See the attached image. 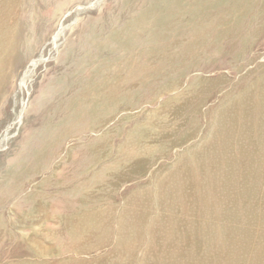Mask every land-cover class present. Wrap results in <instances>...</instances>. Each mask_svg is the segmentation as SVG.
<instances>
[{
  "label": "rangeland",
  "instance_id": "rangeland-1",
  "mask_svg": "<svg viewBox=\"0 0 264 264\" xmlns=\"http://www.w3.org/2000/svg\"><path fill=\"white\" fill-rule=\"evenodd\" d=\"M19 1L0 264H263L264 0Z\"/></svg>",
  "mask_w": 264,
  "mask_h": 264
},
{
  "label": "bare ground",
  "instance_id": "bare-ground-1",
  "mask_svg": "<svg viewBox=\"0 0 264 264\" xmlns=\"http://www.w3.org/2000/svg\"><path fill=\"white\" fill-rule=\"evenodd\" d=\"M2 1L4 2V0H2ZM6 1H7V0H6ZM17 1H19V0H17ZM15 2H16V1H15ZM19 2H20V1H19ZM0 3H1V2H0ZM16 3L18 4V2H16ZM16 3H15V5H17ZM2 4H3V3H2ZM5 4H6L5 6H7V3H5ZM0 5H1V4H0ZM3 5H4V4H3ZM16 7H17V6H16ZM6 8H7V7H6ZM10 8H11V7H10ZM8 9H9V8H8ZM10 11H12V13H13V10H10ZM6 12H7V11H6ZM7 13H8V12H7ZM9 13H10V12H9ZM4 14H5V13H4ZM4 17H5V16H4ZM11 17H12V16H11ZM11 17H9V18L11 19ZM216 18H217V17H216ZM9 22H10V21H9ZM9 32H10V31H9ZM10 35H11V34H10ZM83 69H84V68H83ZM260 69H261V68H260ZM260 69H259V70H260ZM259 70H258V71H259ZM79 72H80V71H79ZM254 74H255V73H254ZM262 76H263V75H262ZM263 77H264V76H263ZM258 78H259V77H258ZM141 80H142V79H141ZM258 80H259V79H258ZM223 82H224V81H223ZM253 82H254V81H253ZM255 82H256V81H255ZM136 83H137V82H136ZM221 83H222V82H221ZM224 83H225V82H224ZM226 83H227V82H226ZM226 83H225V84H226ZM142 84H143V83H142ZM228 84H229V83H228ZM255 84H256V83H255ZM260 84H261V83H260ZM222 85H223V84H222ZM261 86H263V85H261ZM261 86H260V87H261ZM103 88H104V87H103ZM112 89H113V88H112ZM251 92H252V91H251ZM263 93H264V92H263ZM101 96H102V95H101ZM99 97H100V96H99ZM102 99H103V98H102ZM115 99H116V98H115ZM89 101H90V100H89ZM107 101H108V100H107ZM109 101H110V100H109ZM245 102H246V101H245ZM255 106H256V105H255ZM71 109H72V108H71ZM238 117H239V116H238ZM262 118H263V117H262ZM262 118H261V120H263ZM263 122H264V121H263ZM263 132H264V131H263ZM252 134H253V132H252ZM177 146H178V145H177ZM69 158H70V157H69ZM100 161H101V160H100ZM259 162H260V161H259ZM250 164H251V163H250ZM252 164H253V163H252ZM252 166H253V165H252ZM260 166H261V165H260ZM263 166H264V164L262 165V167H263ZM256 168H257V166H256ZM258 168H259V170L261 169L260 167H258ZM258 168H257V169H258ZM253 169H255V167H254ZM253 169H251V170H253ZM251 170H250V171H251ZM242 171H243V170H242ZM253 171H255V170H253ZM263 172H264V169H263ZM240 173H241V172H240ZM248 178H251V177H248ZM242 179H244V177H243ZM242 179H239V181H240V180L242 181ZM245 179H246V177H245ZM245 179H244V180H245ZM247 180H248V179H247ZM236 182H237V181H236ZM243 183H244V181H243ZM247 183H248V182H247ZM235 184H237V183H235ZM240 184H241V183H240ZM240 184H238L239 187H240ZM244 184H246V183H244ZM238 185H237L236 187H238ZM246 185H248V184H246ZM250 185H251V183H250ZM250 185H249V186H250ZM253 185H254V184H253ZM243 186H244V185H243ZM254 187H255V186H254ZM244 188H246V187H243V189H244ZM247 188H248V187H247ZM252 188H253V187H252ZM249 189H250V187H249ZM247 190H248V189H247ZM253 190H254V189H253ZM249 192H250V191H249ZM249 192H248V194H249ZM253 193H254V191H253ZM253 193H252V194H253ZM246 194H247V192H246ZM242 195H243V193H242ZM242 195H241V196H242ZM249 195H250V194H249ZM236 196H237V195H236ZM245 196H246V195H245ZM242 197H243V196H242ZM236 198H237V197H236ZM240 198H241V197H240ZM246 198H247V197H246ZM244 199H245V197L242 198L241 200H244ZM235 200H237V199H235ZM238 200H240L239 197H238ZM241 200H240V201H241ZM258 200H259V199H258ZM247 201H248V200H247ZM263 201H264V200H263ZM236 202H238V201H236ZM236 202H234L235 205H237V204L239 205V203L236 204ZM244 202H245V200H244ZM251 202H252V201H251ZM253 202H254V201H253ZM259 202H260V200H259ZM242 203H243V201H242ZM255 203H256V202H255ZM202 204H203V203H202ZM247 204H249V203H247ZM247 204H245V205H247ZM252 204H253V203H252ZM259 204H260V203H259ZM203 205H204V204H203ZM243 205H244V204H243ZM250 205H251V204H250ZM255 205H256V204H255ZM262 205H263V204H262ZM204 206H205V205H204ZM240 206H241V208H242V205H240ZM249 207H250V206H249ZM252 207H254V206H252ZM246 208L248 209L247 206H246ZM260 208H261V207H260ZM243 209H244V208H243ZM235 210H237V209H235ZM254 210H255V208H254ZM175 211H176V210H175ZM256 211H258V210H256ZM176 213H177V212H176ZM201 213H203V212L201 211ZM201 213H199V217H200V215H202ZM251 213H252V212H251ZM257 213H258V212H256V214H257ZM260 213H263V212H259L258 214H260ZM190 214H192V213L190 212ZM253 214H254V213H253ZM186 215H187V214H186ZM205 215H206V214H205ZM261 215H262V214H261ZM261 215H260V217H261ZM178 216H179V215H178ZM233 216H234V215H232V217H233ZM209 217H210V216H209ZM235 217H236V216H235ZM180 218H181V217H180ZM243 218H244V217H243ZM18 219H19V218H18ZM245 219H248V218H245ZM249 219H250V217H249ZM219 220H220V219H219ZM225 220H226V219H225ZM225 220H224V221H225ZM227 221H228V220H227ZM233 221H235V219H234ZM246 221H247V220H246ZM231 222H232V221H231ZM262 223H264V222H262ZM233 224H234V223H233ZM233 224H231V225H233ZM258 224H259V225H262V224H260V223H258ZM243 225H244V224H243ZM2 226H3V225H2ZM20 226H21V225H20ZM233 226H234V225H233ZM254 226H255V225H254ZM180 227H181V226H180ZM230 227H231V226H230ZM255 227H256V226H255ZM261 227H262V226H261ZM176 228H177V227H176ZM231 228H232V227H231ZM262 228H263V227H262ZM172 229H173V228H172ZM180 229H182V228H180ZM200 229H201V228H200ZM239 229H240V228H238V230H239ZM173 230H174V229H173ZM230 230H231V229H230ZM233 230H236V229L233 228ZM243 230H244V229H243ZM168 231H169V230H168ZM178 231H179V229H178ZM200 231H201V230H200ZM206 231H207V230H205V232H206ZM208 231H209V230H208ZM241 231H242V230H241ZM241 231H240V232H241ZM245 231H246V230H245ZM248 231H249V230H248ZM257 231H258V230H257ZM180 232H181V231H180ZM236 232H238V231L236 230ZM240 232H239V233H240ZM242 232H243V231H242ZM242 232H241V233H242ZM246 232H247V231H246ZM252 232H253V231H252ZM252 232H251V233H252ZM259 232H260V231H259ZM199 233H200V232H199ZM207 233H208V232H207ZM230 233L232 234L233 232L230 231ZM244 233H245V232H244ZM244 233H243V234H244ZM261 233L263 234L262 231H261ZM234 234H235V233H234ZM248 234H250V233H247V236H248ZM169 235H170V234H169ZM171 235H172V234H171ZM171 235H170V236H171ZM180 235H182V234H180ZM201 235H202V234H201ZM204 235H205V234H204ZM204 235H202V238H203V239L205 238ZM206 235H207V234H206ZM250 235H251V234H250ZM250 235H249V236H250ZM256 235H258V234H256ZM260 235H261V234H260ZM260 235H258V236H260ZM263 235H264V234H263ZM242 236H243V235H242ZM199 237H200V236H199ZM210 237H211V236H210ZM240 237H241V236H240ZM250 237H251V238H253V237L255 238V236H253V234H252ZM256 238H257V237H256ZM228 239L230 240V238H228ZM246 239H247V238H246ZM261 239H262V238H261ZM38 240H39V239H38ZM204 240H205V239H204ZM258 240L260 241V239H258ZM35 241H36V240H35ZM247 241H248V240H247ZM202 242H204V241H202V240L199 238V246H200V245H204V243H202ZM263 243H264V240H263ZM259 244H260V243H259ZM174 245H175V244H174ZM261 245H262V244H261ZM261 245H260V247H261ZM176 246H177V245H176ZM178 246H179V245H178ZM180 246H181V245H180ZM182 246H183V245H182ZM253 246H254V245H253ZM169 247H171V246H169ZM243 248H244V247H243ZM169 249H170V248H169ZM183 249H184V247H183ZM183 249H182V250H183ZM199 249H200V248H199ZM201 249L203 250L204 247H202ZM201 249H200V250H201ZM253 249H254V248H253ZM170 250H172V248H171ZM176 250H177V249H176ZM180 250H181V249H180ZM205 250H206V249H205ZM207 250H208V249H207ZM232 250H233V249H232ZM235 250H237V249H234V251H235ZM241 250H242V249H241ZM173 251H174V250H173ZM237 251H240V250H237ZM242 251H243V250H242ZM48 252H49V251H48ZM174 252H176V251H174ZM204 252H205V251H204ZM246 252H247V251H246ZM260 252H261V251H260ZM171 253H172V252H171ZM177 253H179V252L177 251ZM180 253H181V252H180ZM207 253H208V251L206 252V254H207ZM247 253H248V252H247ZM258 253H259V252H258ZM201 254H203L202 251H201ZM208 254H209V253H208ZM237 254L239 255V252H238V253L236 252V255H237ZM179 255H180V254H179ZM179 255L177 256L178 259H179ZM203 255H205V253H204ZM203 255H200V251H199V264H218V262L220 261L219 259H214V257L212 258V257H211L212 255L210 256V257L212 258L211 260H210V259H203V258H202ZM247 255H248V254H247ZM172 256H176V255L174 254V255H172ZM180 256H181V255H180ZM182 256H183V255H182ZM200 256H201V257H200ZM239 256H240V255H239ZM242 256H243V254H242ZM242 256H241V257H242ZM244 256H245V255H244ZM244 256H243V257H244ZM259 256H260V255H259ZM261 256H263V254H262ZM169 257H170V256H169ZM206 257H207V256H206ZM208 257H209V256H208ZM170 258H171V257H170ZM184 258H186V257H184ZM201 258H202V260H201ZM204 258H205V257H204ZM251 258H252V256H251ZM259 258H260V257H259ZM263 258H264V257H263ZM180 259H181V258H180ZM180 259H179V263H182V262H181L182 259H181V261H180ZM246 259H247V258H246ZM254 259H255V258H254ZM258 260H259V259H258ZM175 261H177V259H176ZM187 261H188V259H187ZM247 261H248V260H247ZM251 261H252V260H251ZM262 261H263V260H262ZM257 262H258V261H257ZM173 263H174V261H173ZM176 263H177V262H176ZM246 263H247V262H246ZM248 263H249V262H248ZM259 263H260V262H259ZM167 264H168V263H167ZM169 264H170V261H169ZM183 264H184V260H183ZM249 264H250V263H249ZM255 264H256V263H255ZM257 264H258V263H257ZM263 264H264V263H263Z\"/></svg>",
  "mask_w": 264,
  "mask_h": 264
}]
</instances>
